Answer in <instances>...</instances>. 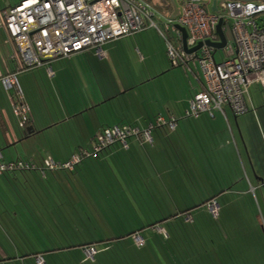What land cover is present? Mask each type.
Instances as JSON below:
<instances>
[{
    "label": "crops",
    "instance_id": "obj_1",
    "mask_svg": "<svg viewBox=\"0 0 264 264\" xmlns=\"http://www.w3.org/2000/svg\"><path fill=\"white\" fill-rule=\"evenodd\" d=\"M179 1L168 0L165 3L160 0L159 5L167 12V15L176 16L180 10ZM2 6L3 4L0 3V8ZM6 41L7 33L0 25V77L15 71L19 65L18 61L12 58L13 46ZM103 47L104 45L102 46V56H99L95 50H87L70 58L54 61L50 65L54 73L52 78L48 75L49 66L27 69L19 74L20 86L31 109V122L28 127L34 129L31 135L25 134L24 131H22V136L17 134L18 124L13 115L8 95L7 103L0 95V150L5 159L13 161L23 158L41 161L46 156H52L57 161H68L75 152L88 147L102 129L116 126L121 122L132 123L145 129L159 115L167 118L176 117L178 119L176 130H155L153 132V144L142 145L132 139L129 141V149L127 150L123 149L121 145H115L103 152L97 159L83 162L74 173L58 172L43 177L38 172H33L27 177L0 178V194H11L16 198H25L26 192L21 187L26 186L28 188L26 196L30 198V203L37 198H41L46 203V200L51 197L49 202L55 198L58 200L56 202H59V206H55L63 210L67 205L62 203L65 196L69 197L68 201L71 202L72 199L75 201V204L71 203L72 208L82 206V201L88 200L90 205L86 203L85 209L93 208V202H95L97 211L98 203L103 201L107 205V212H111L107 216L118 219L116 224L118 228L114 226V228L109 229L108 226H104L105 229H103V227L90 226L87 239L96 241L101 237L115 244L117 237L125 236L124 239L130 237L129 243L124 245L122 249H130L135 246L136 249L143 251L151 249L153 246L156 257L161 258L162 263L163 257L165 260L170 257L178 260L181 258L186 260L187 264H194L193 260H198V258H207L208 250L211 251L208 243L206 245L205 243L203 245L198 244L196 247L192 245L194 243L191 244L190 240L186 241V245L179 242H168V240L162 243L153 242L150 231L140 230L159 221V225L168 230L169 226H173L179 220L174 217L183 216L186 218L187 215H190L192 221L186 223L192 227H188L187 238L189 234L194 236V233L198 232L208 242H212L214 239L228 242L233 237L232 234L241 233L243 237L240 241L243 245L236 243L230 246L220 245L219 258L223 260L229 257L232 264L234 262L239 264L238 261H241V264H264V246L259 244V223L256 218L257 213L264 214V87L252 83L248 100L250 112L245 115L237 116L230 108H226L225 115L215 113L213 117L203 114L198 118H186L184 114L189 100L203 90L201 73L193 65L192 72L183 67L172 66L182 69L187 77L195 82L183 100H177L172 104H159L150 110V114L144 113L130 120L123 118L103 122L97 120L94 125L86 121L85 126H83L84 129L75 124L71 128L72 134H67V136H64V133L61 134V131L58 130L60 123L53 119L40 127L36 116L39 100H42L40 102H44L43 105L46 106V99L53 96V93L50 86L47 91H44V87L36 78L39 89L37 90L34 83L30 82L31 73L36 77L35 70H43L46 78L50 81L54 78H61V74L68 70L79 77V70L83 69V72H86V65L83 61L86 56L94 57L93 53L96 52L99 58L107 61L110 58L113 59L104 52ZM0 86L3 87L1 83ZM99 105V103H89L90 110ZM32 139H37L35 146L30 144ZM4 146L12 148L10 151H15V156H7L3 151ZM22 148L23 152H21ZM22 153L26 155L24 156ZM181 171H187V175L194 181L183 180ZM162 173L167 175L172 191L180 196L176 199L179 203L195 201L194 197H191L188 187L194 184L197 179H201V184L207 187L206 190H203L205 191L203 198L197 201L202 204L193 208L189 205L182 208L175 200V205H172L171 202V205H168L169 210L171 209L170 213L163 214L160 211L158 217H152V221L139 222L136 225L128 220L131 213H112L116 211L115 204L117 201L113 199L114 195L118 196L120 203H123L122 207L124 204L131 206L134 203L139 209L147 208V203L156 200L153 197L157 196V192L163 193ZM16 187L20 191H16ZM6 188H11V192L7 191ZM210 201H216L219 205L217 218H214L207 209V203ZM196 207H200V209L195 210ZM13 208L17 210L15 205ZM48 208H50L49 204ZM173 208H175L174 211ZM32 209L34 208L32 207ZM1 210L4 211L3 207L0 206ZM80 214L83 217L82 213ZM202 214H205L206 217L202 218ZM61 218L63 217L61 216ZM164 219L169 220L161 222ZM61 228L62 226L59 229L61 230ZM110 232L114 234L111 237H105ZM30 233L34 234L35 231L30 230ZM136 233H140L142 237L144 236L148 240L147 245L143 248H138L133 237L127 236ZM79 234V242L69 244L65 248L70 247L69 250L79 248L83 251L84 247H73L79 245L84 239L83 233L79 232ZM169 237L167 239H170ZM99 246L102 245L97 244L95 247ZM37 249L28 254L27 257L34 259L36 255L41 254L45 258V253L57 252L53 251L57 248H51L48 252L43 250L42 246ZM179 249L190 252L176 254L174 251ZM201 249L207 250V253L200 252ZM228 249L234 250L235 254L227 256ZM10 255L11 252L9 253L6 247L0 245V264H10L12 260Z\"/></svg>",
    "mask_w": 264,
    "mask_h": 264
},
{
    "label": "built area",
    "instance_id": "obj_2",
    "mask_svg": "<svg viewBox=\"0 0 264 264\" xmlns=\"http://www.w3.org/2000/svg\"><path fill=\"white\" fill-rule=\"evenodd\" d=\"M2 1V0H0ZM0 8V25L7 33L6 43L14 48L13 60L19 65L0 77L8 95L18 127L26 131L31 122V109L19 83V74L27 69L48 67L50 78L54 73L50 65L87 50L102 56V46L122 37H131L147 29H154L166 43L173 67L192 72V65L201 73L203 90L188 102L186 118L203 114L225 115L230 108L237 116L250 112L248 105L250 86L264 87V3L227 1L213 12L214 0H180L181 9L176 16L159 11L147 0H4ZM223 21L222 31L230 28L233 41L218 59L219 49L207 42L220 43L217 26ZM188 34L189 49L200 43L194 54L184 50L183 35ZM227 37V36H226ZM228 40V39H227ZM178 119L158 116L147 128L129 124L104 128L93 142L75 152L68 161H57L46 156L41 161L19 158L6 160L0 150V176L14 172H38L43 177L58 172L75 171L84 160L95 159L106 149L121 145L129 149L130 139L153 144L157 128L175 131ZM213 217L219 215L216 201L207 203ZM190 220V218H188ZM158 231H166L158 227ZM136 244L143 246L145 239L134 235ZM86 258L93 260L98 251L85 247ZM37 264H46L43 255L35 256Z\"/></svg>",
    "mask_w": 264,
    "mask_h": 264
},
{
    "label": "rangeland",
    "instance_id": "obj_3",
    "mask_svg": "<svg viewBox=\"0 0 264 264\" xmlns=\"http://www.w3.org/2000/svg\"><path fill=\"white\" fill-rule=\"evenodd\" d=\"M4 2V0L0 1L1 4ZM159 2L160 0H155L150 3L166 14L167 12L161 8ZM179 2L178 5L181 9V2ZM226 36L229 43H232L233 35L229 27ZM103 50L113 59L110 58L107 61L99 58L96 52L93 53L94 57L91 55L86 56L83 59L86 65V72H83V69L79 70V77L68 70L61 74V78H54V80L50 81L46 78L43 70H35L36 77L31 73L30 82L34 83L37 90L39 89L36 84V78L40 81L41 86L44 87V91H47L50 86V90L53 93V96L46 99V106L43 105L44 102H40L42 100H39L36 116L40 127H43L47 121L53 119L60 123L58 130L61 131V134L64 133V136H67V134H72L71 128L75 124L83 128L86 121L94 125L97 120H102V122L122 118L130 120L144 113L150 114V110H153L159 104H172L177 100L185 99L192 85H195V82L190 77H187L182 69L172 67L167 54L166 43L154 29L144 31L135 37H122L110 41L104 45ZM221 54L225 55L226 51H220L217 54L218 59H221ZM0 95L7 103L6 91L1 86ZM91 102L94 104L99 103L100 105L90 110L89 103ZM71 117L73 118L70 121ZM18 129L17 134L22 136L23 130L19 127ZM36 143L37 139H32L30 142L34 146ZM3 149L7 156L13 157L16 154L15 151H10L12 148L4 146ZM21 152H23V148ZM181 172L183 180L194 181L187 175V171ZM161 179L163 193L157 192V196L153 197L156 200H151L150 203H147V208L139 209L136 204L132 203L131 206H125L124 204L125 209L124 206L122 207L123 203L118 201V196L114 195L113 199L117 202L115 204L116 211L112 213H131L132 217L130 216L128 220L135 225L139 222L152 221V217H158L160 211L163 214L170 213L171 209L169 210L168 205H171V203L175 205V200L180 198V196L172 191L167 175L162 173ZM21 188L26 192L24 194L25 198H16L11 194H0V206L4 209V211H0V245L6 247L9 253L11 252L10 258L12 260L10 264H37L35 258L29 259L30 257L28 258L27 256L38 250L39 246H42L43 250H47L46 252L51 248L63 249L69 244L78 243L80 240L79 232H82V229L87 231L86 228L90 226L103 227V229H105L104 226H108L109 229L114 228V226L118 228V225H116L118 219L107 216L111 212H107V205L103 201L98 203L97 211L95 202H93V208L85 209L86 203L90 205L88 200L82 201V206L72 208L71 203L75 204V201L72 199L70 202L68 201L69 197L65 196L62 203L67 205L63 210L55 206H59V202H56L58 200H55V198L49 202L51 197L46 200V203L37 197L30 203V198L26 196L28 188L26 186ZM188 188L190 195H192L191 197H194L195 201L179 203L176 200L179 206L184 208L189 205L193 208L202 204L197 201L203 198L205 195L203 190H206L207 187L201 184V179H197ZM6 189L9 192L12 190L11 188ZM17 190L20 191L18 187H16ZM15 194L17 193L15 192ZM48 204L50 208H48ZM14 205L17 210L13 208ZM197 209H200V207H196L195 210ZM174 210L175 208H173ZM80 213H82L84 218ZM134 214L136 217H134ZM204 216L205 214H202V218ZM256 218L259 223V244L264 246V214L257 213ZM91 222L93 223L92 225ZM181 225L186 227L188 231L187 225L183 223ZM60 226H62L61 230L59 229ZM188 227L192 226L189 225ZM30 230H34L35 233H30ZM113 234L110 232L105 237H111ZM194 234V236L189 234L188 238L187 236H180L176 240L183 245H186V241L190 240L191 244L194 243L192 245L196 247H198V244L203 245L204 243L205 245L206 243L210 245L211 251L208 250L207 258H198L199 261L193 260L194 264H232L229 257L223 260L219 258V246L222 244L223 246H230L235 243L243 245L242 241H240L243 237L241 233L232 234L233 237L228 242H221L218 239L208 242L200 233L196 232ZM154 238L156 241H163L159 236ZM151 241H153L152 237ZM255 241L258 242L257 240ZM128 243V240L123 241V243L116 242V244L111 246V251L105 253H101L102 250H105L103 249L105 248L104 245L97 247L96 250L100 253L96 256V261H88L85 253L79 248L77 250L48 252L45 253L46 264H102V260L106 264H114L117 254L122 253L119 252L120 249ZM216 247L218 249H215ZM199 251L204 252V254L207 253V250L204 249ZM183 252L187 253L190 251L185 249L177 251L179 254H183ZM230 254L234 255L235 251L228 249L227 256ZM176 261L178 264H187V261L181 258ZM238 263L241 264V261H238Z\"/></svg>",
    "mask_w": 264,
    "mask_h": 264
},
{
    "label": "trees",
    "instance_id": "obj_4",
    "mask_svg": "<svg viewBox=\"0 0 264 264\" xmlns=\"http://www.w3.org/2000/svg\"><path fill=\"white\" fill-rule=\"evenodd\" d=\"M147 1H149V2H153V1H155V0H147ZM157 1V0H156ZM161 2H162V0H161ZM159 116H162V115H159ZM158 117V116H157ZM156 117V118H157ZM155 121V120H154ZM124 124H129V125H133V126H135V124H132V123H125V122H121V123H119L118 125H124ZM117 126V125H116ZM136 126H138V125H136ZM139 127V126H138ZM107 128H109V127H107ZM157 129H165V128H157ZM157 129H155V130H157ZM103 130V129H102ZM101 130V131H102ZM154 130V131H155ZM100 131V132H101ZM99 132V133H100ZM24 133L25 134H27V130L26 131H24ZM130 140H132V139H130ZM137 141V140H136ZM111 148V147H110ZM109 149V148H108ZM108 149H106L105 151H107ZM105 151H103V152H105ZM102 152V153H103ZM101 153V154H102ZM100 154V155H101ZM99 155V156H100ZM95 159H97V158H95ZM88 160H93V159H87V160H84L83 162H85V161H88ZM82 162V163H83ZM81 163V164H82ZM80 164V165H81ZM79 165V166H80ZM79 166H77L76 167V169L79 167ZM76 169H75V171H76ZM74 171V172H75ZM33 172H35V171H33ZM32 171H30V172H14V173H6V174H4V175H2V176H0V178H5V179H7V178H15V177H17V176H22V177H27L30 173H33ZM74 172H72V173H74ZM208 209V208H207ZM190 215H187L186 216V218H183V216H181V217H174V218H176V219H179V220H177L176 221V223L175 224H173V226H169V228H168V230H166L163 226H161V225H159L160 224V221L159 222H157V223H152V224H149V225H147V226H145L144 227V229L142 228V229H140V230H147V231H150V234H151V237L153 238V242L154 241H156V239L154 238L155 236H162V237H160L163 241H158V242H164V241H167L168 240V242L170 241V242H177L176 240L180 237V236H183V237H186V235H187V229H186V227H184L183 225H181V223H183V224H185V225H187V221L189 222V221H192V219H191V217H189ZM188 218H190V220H188ZM215 218V217H214ZM167 220H169V219H164V220H162L161 222H164V221H167ZM186 220V221H185ZM179 221V222H178ZM89 224V223H88ZM158 227H161V228H163L165 231H166V233H163V232H160V231H158L157 230V228ZM187 228H188V225H187ZM86 230L87 231H84V229H82V233H83V237H84V239H82L81 240V243L79 244V245H75V246H73L74 248L75 247H95L97 244H100V245H105V248H103V249H105V250H102V252L101 253H105V252H108V251H111L110 249H111V246H112V241H110V240H105V239H103V238H101V237H99V239H97L96 241H90V238L89 239H87L88 237H89V231H90V227L89 228H86ZM152 230V231H151ZM85 233H86V235H85ZM134 235H139V236H141V234L140 233H136V234H130V235H127V236H131V237H133V241H134V243H135V245L138 247V248H143L144 246H146L147 245V242H148V240H147V238L146 237H144L143 236V238L145 239V244L143 245V246H139V245H137L136 244V241H135V238H134ZM168 236H170L169 238L170 239H172V240H170V239H167L168 238ZM142 237V236H141ZM125 238V236L123 237H117L116 238V242L117 243H123V241H127L129 238H126V239H124ZM166 239V240H165ZM109 242V243H108ZM116 242H115V244H116ZM69 249H70V247H68ZM68 248H58V249H55V250H53V251H59V252H61V251H63V250H69ZM96 248V247H95ZM83 252H84V249H83ZM119 252H122V253H119V254H117V257L115 258V263L114 264H178V262L176 261V260H178L177 258L175 259V258H173V257H170V258H167V260H165V258L163 257V263H162V259L160 258H158V257H156V253H155V251H154V248H153V246H152V248L150 249H147V250H143V251H141V250H138V249H136L135 248V246H133V248L131 247L130 249H128V248H124V249H120V251ZM176 254H177V250L176 251H174ZM100 252L98 251V253L96 254V256L99 254ZM96 256L94 257V259L93 260H91V259H87L88 261H96ZM101 262H103L102 264H106V263H104V260H102Z\"/></svg>",
    "mask_w": 264,
    "mask_h": 264
},
{
    "label": "water",
    "instance_id": "obj_5",
    "mask_svg": "<svg viewBox=\"0 0 264 264\" xmlns=\"http://www.w3.org/2000/svg\"><path fill=\"white\" fill-rule=\"evenodd\" d=\"M165 3L168 2V0H163ZM172 2H174V0H171ZM227 1H239V2H263L264 0H214L213 1V6H212V11L218 13L219 12V8H221L222 4L227 2ZM223 21H220V23L217 26V32L218 35L220 37V43H212V42H207V44L215 47L216 49L222 50L225 48L226 44H227V37L225 35V33L222 31V26H223ZM179 30L182 32L183 35V44H184V50L188 53V54H194L196 52H198L200 50V48L202 47V43H200L198 46H196L195 48L189 49L188 45H187V31L185 28L182 27H178ZM33 128L30 127L27 129V133H29L30 135L33 133Z\"/></svg>",
    "mask_w": 264,
    "mask_h": 264
}]
</instances>
